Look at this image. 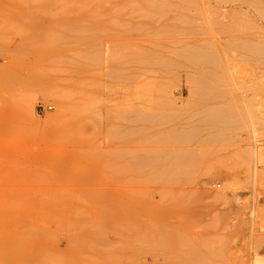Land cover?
Wrapping results in <instances>:
<instances>
[{
	"label": "rangeland",
	"instance_id": "374dc122",
	"mask_svg": "<svg viewBox=\"0 0 264 264\" xmlns=\"http://www.w3.org/2000/svg\"><path fill=\"white\" fill-rule=\"evenodd\" d=\"M238 3L0 0V264H264V20Z\"/></svg>",
	"mask_w": 264,
	"mask_h": 264
},
{
	"label": "bare ground",
	"instance_id": "6f19581e",
	"mask_svg": "<svg viewBox=\"0 0 264 264\" xmlns=\"http://www.w3.org/2000/svg\"><path fill=\"white\" fill-rule=\"evenodd\" d=\"M204 1V0H203ZM226 1V0H225ZM228 1V0H227ZM236 2V1H235ZM238 7H239V13L241 14V13H243L244 12V14L245 15H248V16H252L253 15V13L255 12V14H256V12L258 13V17L260 16V14L259 13H262V19L264 20V0H238ZM207 3H209L208 1H205V3L204 4H206V5H210V3L209 4H207ZM221 3V2H220ZM244 4H246L245 6H246V9H243V6L242 5H244ZM205 5V6H206ZM248 5H250L251 6V8L253 9V10H249V8H247L248 7ZM219 6V5H218ZM237 6V5H236ZM207 9H208V7H206ZM234 8V7H233ZM206 9V10H207ZM238 9V8H237ZM244 10L243 12L241 11V10ZM212 10V9H211ZM231 10H232V8H231ZM236 10V9H235ZM251 11V13L252 14H248L247 13V11ZM205 11V10H204ZM220 11V10H219ZM195 12H197V11H195ZM236 12V11H235ZM237 12V13H238ZM198 13H200L199 12V10H198ZM206 13V12H205ZM205 13H203V14H205ZM233 13V12H232ZM207 14H208V12H207ZM244 14H242V15H244ZM201 15V14H200ZM206 15V14H205ZM237 15V14H236ZM242 15H238V19H239V17L240 16H242ZM254 16V15H253ZM197 17V16H196ZM243 17H245V16H243ZM252 18V17H251ZM246 19V18H245ZM258 19V18H257ZM198 20V19H197ZM207 20V19H206ZM205 20V21H206ZM237 20V19H236ZM251 20V19H250ZM253 20V19H252ZM196 21V20H195ZM202 21V20H201ZM204 21V22H205ZM242 21V20H241ZM254 21V20H253ZM200 22V21H199ZM198 23V22H197ZM251 23V22H250ZM240 24H241V22H240ZM258 25V24H257ZM240 26V25H239ZM256 26V25H255ZM246 27H247V25H246ZM250 27H252V26H250ZM234 28H235V26H234ZM244 28V27H243ZM258 28V27H257ZM259 28H261L260 26H259ZM261 29H263V28H261ZM244 30V29H243ZM256 31V30H255ZM257 31H258V29H257ZM240 32V31H239ZM241 33V32H240ZM242 34H244V33H242ZM258 34H261V33H257V38H253V36H251L250 37V39H247L248 38V36H247V40H264V35H258ZM253 35V34H252ZM242 36V35H241ZM255 36V35H254ZM263 36V37H262ZM241 38V37H240ZM199 39V38H198ZM241 39H243V38H241ZM246 39H244V40H246ZM229 40V39H228ZM232 40V39H231ZM237 40V39H236ZM195 52H197V51H195ZM206 56V55H205ZM91 103V102H90ZM93 104V103H92ZM82 106V105H81ZM91 106V105H90ZM78 107V106H77ZM221 111V110H220ZM220 113V112H219ZM221 113L222 114H219V118L216 120V121H219L220 122V124L221 125H228L229 124V122H231V121H228V118H226V119H224L225 118V116H224V118H223V112L221 111ZM184 151V150H183ZM187 151V150H186ZM179 152H180V150H179ZM177 154H178V152L176 153V157H177ZM180 155H181V153H180ZM239 155V154H238ZM175 157V158H176ZM178 158V157H177ZM183 159V158H182ZM181 160V159H180ZM182 162V161H181ZM186 164V163H185ZM184 165V164H183ZM251 166V165H250ZM180 168H182V166L180 167ZM168 170V169H167ZM170 170V169H169ZM179 170V169H178ZM172 171V170H171ZM256 171V170H255ZM173 172V171H172ZM175 172H177L176 170H175ZM180 172H182V171H180ZM179 172V173H180ZM174 174H176V173H174ZM176 177V176H175ZM227 179H228V177H227ZM227 179H223L222 181H224V183H225V187H227V188H229V181L227 180ZM223 183V182H222ZM232 185V184H231ZM232 187V186H231ZM226 188V189H227ZM229 190V189H228ZM217 195V194H216ZM218 195L220 196V197H223V196H225V192L223 193V192H221V193H219L218 192ZM219 199V198H218Z\"/></svg>",
	"mask_w": 264,
	"mask_h": 264
}]
</instances>
